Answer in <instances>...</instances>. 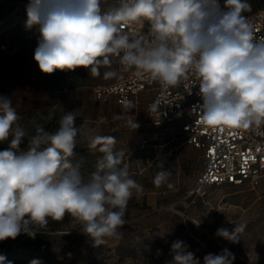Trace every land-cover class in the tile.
I'll return each instance as SVG.
<instances>
[{
	"label": "clouds",
	"instance_id": "clouds-1",
	"mask_svg": "<svg viewBox=\"0 0 264 264\" xmlns=\"http://www.w3.org/2000/svg\"><path fill=\"white\" fill-rule=\"evenodd\" d=\"M251 10L248 0H223V6L220 0H118L107 10L101 0H29L26 26L40 34L34 60L45 74L84 67L98 77L113 57L121 69L104 71L106 80L135 69L138 77L167 89L192 74L203 99L204 123L264 136V37L255 38L254 25L244 15ZM145 23L146 35L136 30ZM149 107L155 110L156 104ZM19 119L11 100L0 97V143H8L0 150V241L21 233L35 238L50 220L61 221L66 213L94 246L121 239L118 230L127 223L129 200L143 187L126 164L121 166L124 152L114 151L115 137L89 139L88 147L103 155L85 178L69 159L78 135H86L75 126L72 112L61 116L54 132L36 125L30 135ZM127 123L139 127L130 116ZM25 138L29 147L21 152ZM159 166L154 185L172 188L171 173L163 162ZM242 230L220 228L216 235L234 241ZM171 249L172 264H199L182 241ZM5 259L0 255V264ZM204 264H232L231 253L208 254Z\"/></svg>",
	"mask_w": 264,
	"mask_h": 264
},
{
	"label": "rangeland",
	"instance_id": "rangeland-1",
	"mask_svg": "<svg viewBox=\"0 0 264 264\" xmlns=\"http://www.w3.org/2000/svg\"><path fill=\"white\" fill-rule=\"evenodd\" d=\"M28 3L0 0V93L10 95L7 98L12 106L21 104L19 110L15 109L20 117L17 123L32 134L42 121L59 126L61 116L72 112L75 126L86 134L78 135L76 145L89 148L92 136H114V151L124 152L121 166H128L130 177L142 185L143 191L134 190L129 200L127 223L118 230L123 233L121 239L109 238L107 244L94 246L81 224L66 213L63 220H50L37 232L49 235L48 250L35 252L19 247L29 242L24 233L14 240L0 241L5 264H30L34 259L41 264H172L171 245L176 241H182L199 264H204L206 255H219L224 249L231 253L232 264H264V176L255 186L227 183L202 194L193 193L205 167L203 152L187 142L177 124H155L145 97H139L128 112L112 98H95L94 86L130 76L132 69L121 72L119 79L103 78L104 71H120L118 58L113 57L111 67L102 68L98 77L84 67L64 70V80L54 88L52 74L41 72L34 60L40 34L35 27L26 26ZM248 3L251 12L264 8V0ZM116 4L118 0H101L104 10ZM118 115L122 118L117 119ZM129 116L138 128L128 125ZM7 147V142L0 143V150ZM28 147L26 144L20 151ZM74 153L69 159L79 165L85 178L103 155L94 149H75ZM160 162L171 173L172 188L153 183L161 170ZM240 226L243 230L236 233L234 241L216 235L217 229L231 232Z\"/></svg>",
	"mask_w": 264,
	"mask_h": 264
},
{
	"label": "built area",
	"instance_id": "built-area-1",
	"mask_svg": "<svg viewBox=\"0 0 264 264\" xmlns=\"http://www.w3.org/2000/svg\"><path fill=\"white\" fill-rule=\"evenodd\" d=\"M223 6L222 0H220ZM254 25L255 38L264 37V8L247 15ZM141 34L148 33L145 23L136 27ZM96 99L112 98L128 112L139 97L146 98L145 105L156 104L150 110L155 124L175 123L185 133L192 146L201 149L205 167L197 178L193 193L202 194L210 187L232 183L255 186L264 176V136L252 130L209 126L203 122L200 108L203 104L198 81L189 74L175 87L163 89L158 82H149L136 75L109 84L93 87ZM131 101V107L127 102ZM258 147L261 150H257Z\"/></svg>",
	"mask_w": 264,
	"mask_h": 264
},
{
	"label": "trees",
	"instance_id": "trees-1",
	"mask_svg": "<svg viewBox=\"0 0 264 264\" xmlns=\"http://www.w3.org/2000/svg\"><path fill=\"white\" fill-rule=\"evenodd\" d=\"M64 75H65V72L60 71V70H57L54 73H52V78L50 80H51V84L54 86V88L58 89V85H60L59 82L64 80ZM9 96L10 95H5V94L0 93V97H9ZM20 106H21V104L20 105L19 104L13 105V107L16 110H19ZM40 125H43L45 127V130L49 131V132H54L59 127L57 124H54L50 120L49 121H42L40 123ZM34 133H32V134H34ZM26 144H28L27 138H25L23 140L22 144L20 145V149L22 147H24ZM75 149H78L81 151H89L90 150L89 148L85 147L84 145H76ZM28 240H29L28 243H23V244L19 245V247H23L25 249L32 250L35 252H38L40 250V248L48 250L51 247V241L49 239V235H46V234H36L35 238L29 237Z\"/></svg>",
	"mask_w": 264,
	"mask_h": 264
},
{
	"label": "crops",
	"instance_id": "crops-1",
	"mask_svg": "<svg viewBox=\"0 0 264 264\" xmlns=\"http://www.w3.org/2000/svg\"><path fill=\"white\" fill-rule=\"evenodd\" d=\"M141 97H143V96H141Z\"/></svg>",
	"mask_w": 264,
	"mask_h": 264
}]
</instances>
